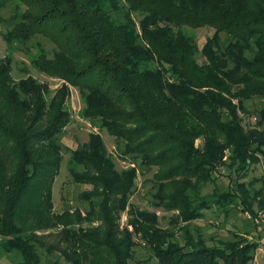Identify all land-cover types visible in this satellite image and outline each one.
Returning <instances> with one entry per match:
<instances>
[{
	"label": "trees",
	"instance_id": "obj_1",
	"mask_svg": "<svg viewBox=\"0 0 264 264\" xmlns=\"http://www.w3.org/2000/svg\"><path fill=\"white\" fill-rule=\"evenodd\" d=\"M11 6L9 52L33 41L35 67L62 86L15 81L11 57L0 58L2 246L42 264L36 231L63 226L70 264H136L135 236L156 264H253L258 242L235 234L209 245L194 224L214 208L224 221L239 209L255 224V204L264 213V177H250L264 159V0H0V22ZM207 27L214 36L200 50L189 30ZM72 88L84 120L123 145V160L157 169L151 203L174 213L172 227L130 203L137 168L119 172L100 133L69 162L73 181L92 187L82 194L90 211L51 213ZM93 220L100 228L82 227Z\"/></svg>",
	"mask_w": 264,
	"mask_h": 264
},
{
	"label": "rangeland",
	"instance_id": "obj_2",
	"mask_svg": "<svg viewBox=\"0 0 264 264\" xmlns=\"http://www.w3.org/2000/svg\"><path fill=\"white\" fill-rule=\"evenodd\" d=\"M124 4V2H122ZM15 7V6H14ZM14 7L3 9L1 12L2 18L5 22H0V58L11 57L12 60V76L15 81L27 78L29 75L38 79L43 83H47L50 86L52 92H56L62 86V81L48 77L47 75L39 72L35 67L34 61L38 58L39 50L33 48V41L26 44H18L13 50L12 54L8 50V45L3 38V32L11 30L13 23L9 18L14 13ZM21 11L25 10V7H20ZM138 20V18L136 17ZM190 34L194 36L200 50L206 44L208 39L213 38L214 30L211 28H202L197 30H189ZM221 44H224L226 34H221ZM45 47L48 49L53 48L51 43L45 39H41ZM36 43V42H34ZM200 64L205 63V58L202 55H198L197 58ZM258 102V101H256ZM249 109H254L260 106L258 103L249 104ZM85 107V102L80 92L76 88L71 90V98L69 108L72 113V121L70 125L66 127L64 134L60 137L63 148V159L60 167V173L56 178L53 188V207L51 213L61 215L66 209H71L72 213L76 210L81 211L84 216L90 211V204L83 199L82 194L84 192H91L92 187L76 184L69 172V162L71 158V150H81L90 142V135L92 133H100L103 138L104 145L115 162L116 168L119 172L125 173L131 171L132 168H137V185L136 189L130 197V203L137 206L140 210H149L155 212L159 224L162 228L172 227V220L174 213H168L162 209L153 207V200L150 196L155 186L154 174L157 171L156 168H144L140 167V162L129 160H123L121 158V150L124 149L123 145L119 144L115 138L109 135V133L103 129L98 130L89 121L84 120L82 116V110ZM254 121L251 123L248 119L245 120L244 125L246 128L252 127ZM84 150V149H83ZM261 163L258 165L255 172H251L250 177H264V159L261 158ZM264 184L259 182L257 187L260 188ZM212 187L205 191V194H210ZM152 201V203H151ZM254 211L259 217L256 219V223H261L264 227V213L258 208V205H254ZM214 208L206 212V217L203 220L197 221L194 224V229H199L203 234L205 240L209 245H217L219 241H236L238 238L235 234L243 236L250 241H256L260 244V248L256 251L255 260L253 264H264V231L259 228L260 234L256 233L254 227L253 216L243 214L239 209H232L229 214L228 220L224 221L223 216ZM262 214V215H261ZM120 231L130 227V218L125 211L120 218ZM82 227L85 230H91L90 228H100V222L95 220L83 223ZM78 228V226L76 227ZM63 226L58 228H47L36 231L37 241L41 242L38 245L39 256L42 264H52L55 261H59L61 264L67 263L63 254L66 251L69 253L71 246L68 245L67 239H64L62 232ZM122 232V231H121ZM98 235V234H97ZM122 236V235H121ZM261 237V238H260ZM137 246L134 248V263L136 264H156L151 256L150 249L144 245L137 236L134 238ZM79 244V242H78ZM78 247V245L76 246ZM71 254V253H69ZM24 261L20 252L15 250L5 249L0 242V264H22Z\"/></svg>",
	"mask_w": 264,
	"mask_h": 264
}]
</instances>
